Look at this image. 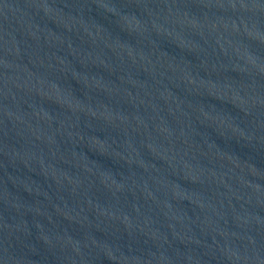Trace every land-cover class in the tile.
Listing matches in <instances>:
<instances>
[{"label": "water", "instance_id": "water-1", "mask_svg": "<svg viewBox=\"0 0 264 264\" xmlns=\"http://www.w3.org/2000/svg\"><path fill=\"white\" fill-rule=\"evenodd\" d=\"M0 264H264V0H0Z\"/></svg>", "mask_w": 264, "mask_h": 264}]
</instances>
